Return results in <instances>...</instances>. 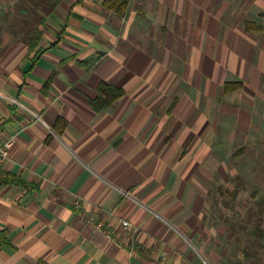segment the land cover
<instances>
[{"label": "crops", "instance_id": "1", "mask_svg": "<svg viewBox=\"0 0 264 264\" xmlns=\"http://www.w3.org/2000/svg\"><path fill=\"white\" fill-rule=\"evenodd\" d=\"M40 1L0 0L2 178L26 184L0 186V264H222L201 210L223 173L264 183V0ZM100 83L123 95L96 112Z\"/></svg>", "mask_w": 264, "mask_h": 264}, {"label": "rangeland", "instance_id": "2", "mask_svg": "<svg viewBox=\"0 0 264 264\" xmlns=\"http://www.w3.org/2000/svg\"><path fill=\"white\" fill-rule=\"evenodd\" d=\"M240 154L234 153L232 157L238 158ZM238 171L237 179L223 173L222 177L208 182L206 202L201 210L205 233L202 247L217 255L222 264H253L252 261L264 264V247L251 248L253 227L258 224L264 229V183L253 181L250 175H245L246 170ZM226 182L237 192L234 200L220 192L226 190ZM248 250L256 253L255 258H244L243 251ZM204 261L215 264L210 259Z\"/></svg>", "mask_w": 264, "mask_h": 264}, {"label": "trees", "instance_id": "3", "mask_svg": "<svg viewBox=\"0 0 264 264\" xmlns=\"http://www.w3.org/2000/svg\"><path fill=\"white\" fill-rule=\"evenodd\" d=\"M129 0H104L103 2V7L112 11L116 16H122L124 13V10L127 6ZM36 5L38 2H35ZM57 1L53 2V5H50V2L45 0V1H40L39 4L43 9L47 12L53 10L55 7ZM38 4V5H39ZM43 20V19H42ZM245 29L246 31H250L252 29H258L255 26L246 23L245 24ZM41 33L39 30H33L27 34V39L25 40V43L28 45V53H32L34 49L36 48L37 41L40 38ZM35 58L32 59L34 61ZM51 80H48L44 84V89H47L49 87ZM237 85L233 86H225L224 90H232L236 88ZM123 95V91L120 89H116L113 86L107 85L105 83H100L97 88H96V98L89 102L90 107L96 111L99 112L105 108L112 107L113 104ZM62 122V120L58 119L57 124ZM62 126H64V122H62ZM57 129V128H56ZM59 131V130H58ZM241 153V150L238 152ZM1 185H19V186H26L25 182L21 180H16V179H11V178H2L0 179V186ZM221 194L230 197L232 200L235 199L237 192L232 191L229 192L228 190L220 191ZM252 238L254 241L251 244L252 249H257V248H263L264 247V229L260 227V225L256 224L253 227L252 233H251ZM244 258L247 260H250L251 258H255V254L252 250H248V252L243 251ZM251 263L256 264V262L252 261Z\"/></svg>", "mask_w": 264, "mask_h": 264}, {"label": "built area", "instance_id": "4", "mask_svg": "<svg viewBox=\"0 0 264 264\" xmlns=\"http://www.w3.org/2000/svg\"><path fill=\"white\" fill-rule=\"evenodd\" d=\"M13 145H14V141L12 138L0 144V178L3 177L4 164L9 159L10 150L12 149ZM121 225L124 229L130 227L127 221H122Z\"/></svg>", "mask_w": 264, "mask_h": 264}]
</instances>
